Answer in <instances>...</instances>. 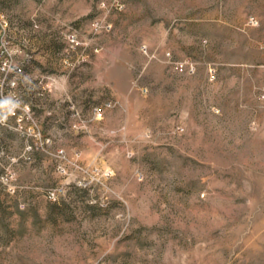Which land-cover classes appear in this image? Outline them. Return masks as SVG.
I'll return each mask as SVG.
<instances>
[{"label": "rangeland", "instance_id": "obj_1", "mask_svg": "<svg viewBox=\"0 0 264 264\" xmlns=\"http://www.w3.org/2000/svg\"><path fill=\"white\" fill-rule=\"evenodd\" d=\"M0 264H264V0H0Z\"/></svg>", "mask_w": 264, "mask_h": 264}]
</instances>
